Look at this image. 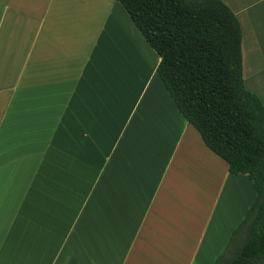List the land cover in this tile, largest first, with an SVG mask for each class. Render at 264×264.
<instances>
[{"label": "crops", "instance_id": "crops-1", "mask_svg": "<svg viewBox=\"0 0 264 264\" xmlns=\"http://www.w3.org/2000/svg\"><path fill=\"white\" fill-rule=\"evenodd\" d=\"M264 105V0H221ZM116 0H0V264H213L256 192L187 123Z\"/></svg>", "mask_w": 264, "mask_h": 264}, {"label": "trees", "instance_id": "trees-1", "mask_svg": "<svg viewBox=\"0 0 264 264\" xmlns=\"http://www.w3.org/2000/svg\"><path fill=\"white\" fill-rule=\"evenodd\" d=\"M160 61L156 71L205 146L256 192L213 264H264V105L242 76L241 29L221 0H116Z\"/></svg>", "mask_w": 264, "mask_h": 264}]
</instances>
